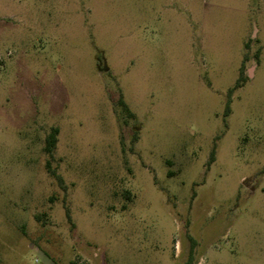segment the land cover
Wrapping results in <instances>:
<instances>
[{
	"label": "rangeland",
	"instance_id": "374dc122",
	"mask_svg": "<svg viewBox=\"0 0 264 264\" xmlns=\"http://www.w3.org/2000/svg\"><path fill=\"white\" fill-rule=\"evenodd\" d=\"M0 264H264V0H0Z\"/></svg>",
	"mask_w": 264,
	"mask_h": 264
},
{
	"label": "trees",
	"instance_id": "16d2710c",
	"mask_svg": "<svg viewBox=\"0 0 264 264\" xmlns=\"http://www.w3.org/2000/svg\"><path fill=\"white\" fill-rule=\"evenodd\" d=\"M99 68L103 71H107L108 70V66L104 65V66H100L99 64ZM241 76L238 78L235 86L233 88H231L229 90V95L231 96L232 92L240 87L242 85V81H241ZM120 104L122 105L123 109L128 112V114H130L131 116H134V113H132L129 109L128 104L126 103V101L123 98H120L119 100ZM230 112V100L228 101L227 107H226V113L229 114ZM57 135H58V128H53L52 131L48 134L47 139H46V150L51 154L53 152V149L56 146L57 143ZM215 153L213 152L211 155V160L214 159ZM58 178H60L58 176Z\"/></svg>",
	"mask_w": 264,
	"mask_h": 264
}]
</instances>
